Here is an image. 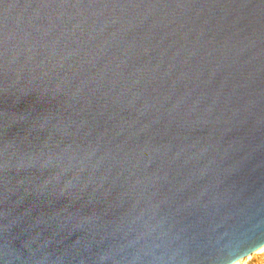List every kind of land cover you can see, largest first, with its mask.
Segmentation results:
<instances>
[{
    "label": "water",
    "instance_id": "water-1",
    "mask_svg": "<svg viewBox=\"0 0 264 264\" xmlns=\"http://www.w3.org/2000/svg\"><path fill=\"white\" fill-rule=\"evenodd\" d=\"M263 245L264 0H0V264Z\"/></svg>",
    "mask_w": 264,
    "mask_h": 264
},
{
    "label": "bare ground",
    "instance_id": "bare-ground-1",
    "mask_svg": "<svg viewBox=\"0 0 264 264\" xmlns=\"http://www.w3.org/2000/svg\"><path fill=\"white\" fill-rule=\"evenodd\" d=\"M263 251H264V245L258 248L257 250H255L254 252L246 255L245 257L235 261L232 264H245L251 257H253V255L262 253Z\"/></svg>",
    "mask_w": 264,
    "mask_h": 264
},
{
    "label": "rangeland",
    "instance_id": "rangeland-1",
    "mask_svg": "<svg viewBox=\"0 0 264 264\" xmlns=\"http://www.w3.org/2000/svg\"><path fill=\"white\" fill-rule=\"evenodd\" d=\"M245 264H264V251L253 255Z\"/></svg>",
    "mask_w": 264,
    "mask_h": 264
}]
</instances>
